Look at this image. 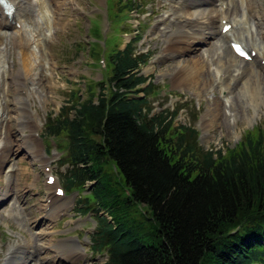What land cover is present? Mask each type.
Masks as SVG:
<instances>
[{
	"label": "trees",
	"instance_id": "trees-1",
	"mask_svg": "<svg viewBox=\"0 0 264 264\" xmlns=\"http://www.w3.org/2000/svg\"><path fill=\"white\" fill-rule=\"evenodd\" d=\"M120 4L137 10L134 0ZM118 46L104 55V79L70 94L73 104L46 131L67 139L65 188L92 183L77 206L95 213L90 249L107 255L97 264H264V132L253 129L226 152L205 149L195 125H176L181 108L151 115L153 84L140 73L148 56L133 41Z\"/></svg>",
	"mask_w": 264,
	"mask_h": 264
},
{
	"label": "rangeland",
	"instance_id": "rangeland-1",
	"mask_svg": "<svg viewBox=\"0 0 264 264\" xmlns=\"http://www.w3.org/2000/svg\"><path fill=\"white\" fill-rule=\"evenodd\" d=\"M120 1L111 0V9L108 10L112 18L116 16V33L113 32L115 23L107 15L108 0H57L56 4H51V9L58 11L55 22L50 26L47 44L44 43L45 52L41 51V54L48 55V70L34 65V70L28 69L27 62L32 61L25 59L27 53L12 41L10 35L13 30L5 31L7 39L3 45L0 43V118L3 121L0 123V136L4 135L0 137V148L6 140L7 126L15 140H21L25 134H33L27 126L20 129L23 126L19 123L20 116L34 111L41 119L38 129H41L40 137H43L45 128L41 124L45 122L47 115L55 116L60 107L72 104L74 100L70 101V94L84 96L89 81L104 79L106 61L103 62L102 59L111 46H118L114 45V37L111 38L113 33L118 36L116 42L120 44V48L135 36L141 35L139 40L133 42L136 43L137 50L151 55L147 64L141 67V73L155 85L154 94L148 98L153 107L151 115L165 109L181 108L175 119L176 125H195L199 130V141L205 149H222L224 152L227 148H234L253 129L261 128L264 132V69L254 62L236 60L230 71H225L231 59L218 34L219 20L216 23L217 34L212 37L206 34L207 42H194L192 39L193 46L190 50L172 51L167 48L169 40H175L176 33L185 27L181 19L179 22L173 20L172 10L177 5L176 0H134L137 10L133 9L132 12L122 7ZM120 8L123 10L120 11ZM250 19L253 23L257 22L255 16H250ZM260 19V26H235L243 34L246 45L254 43L256 45L252 46L264 53V17ZM254 26H257L256 29ZM193 29L198 35L201 31L206 32L200 27ZM231 36L237 41L235 36ZM226 44L228 45L227 42ZM180 45L185 46L186 42H181ZM212 45L218 48H212ZM89 46L98 48L99 52L95 57L90 55ZM196 58L203 61L202 69H197L193 64L192 61ZM188 61L195 66L189 71V76L193 79L187 76L185 79L190 81L179 83L177 77L180 67ZM23 66L26 71L28 69L27 79ZM241 69L248 71L243 79L238 77ZM40 70H44V74ZM33 81L39 82L40 86L29 84ZM24 88H28L32 94ZM26 94L29 97L22 99ZM3 110L9 115L8 125L4 121ZM45 146L50 145L45 141ZM20 147H14L0 175V185L5 187L3 190L0 188V193L9 191L10 194L0 200V264L4 261L6 264L10 258H6L8 249L17 241H23V248L20 250L26 251L22 256L17 255L13 264H21V257L26 253L30 256L29 259L28 256L25 257L27 264H32L34 259H38L35 264H95L105 261V253L94 254L89 248L90 235L97 225L95 213H84L80 209L82 206H77L81 195H90L92 183L87 182L84 190L65 189L68 195L57 198L49 207L46 199L49 195L53 196V190L50 185H46V177L49 174L55 176L56 173V185H62L63 175L69 166L60 163L59 152L52 151L51 155H47V162H43L41 156L31 157L22 145ZM45 164L49 165V171L44 169ZM16 169L18 177L10 182L11 172ZM104 173L115 181V190L122 198L126 190L119 185L114 169L106 164ZM49 210L51 213L47 214ZM99 212V215L111 219L107 210L102 208ZM77 248H80L81 254ZM13 253L14 250L12 255Z\"/></svg>",
	"mask_w": 264,
	"mask_h": 264
},
{
	"label": "bare ground",
	"instance_id": "bare-ground-1",
	"mask_svg": "<svg viewBox=\"0 0 264 264\" xmlns=\"http://www.w3.org/2000/svg\"><path fill=\"white\" fill-rule=\"evenodd\" d=\"M7 1L13 7V11L9 16H7L5 14L3 7L0 5V42L3 41V38H4V34H3L4 32L1 30L2 29L5 30V28L11 26V23H14V21H16L17 23L20 24V26L18 29L16 28L15 31H13L14 37H15V44L20 46V48L23 51L28 48V55L25 56V59H27L28 61H30L32 59L35 63V66H37L39 64V62L36 61L37 53L34 52L30 46H31V44L36 46V49H38V52H41V50H42V46H43L42 43H43V39L45 38V34L43 33L42 25L38 21L37 16L44 17L46 24H48L49 19H48L47 14L49 13V9L45 3V0H37L36 2H31L29 0H7ZM50 1L54 4L57 3V0H50ZM176 4L177 5L174 6V8L172 10L174 12L173 17L177 21H180V19H181V21H183L185 27L184 28L179 27L180 31L176 33L177 34L176 39L175 40H169L168 45H167V48L169 50H172V51H188L193 46L192 45V42H193L192 39H194V42L196 40L207 42L206 34L210 35L212 37L215 34H217V32H218V29L216 27L217 20H219L220 22H223V20H227L226 21L227 23H230L233 25L227 33H224L222 30L224 25H220V32H218V34L221 38V41H223V47L225 48V51L228 53V55L230 56V59H231L229 61V66L227 68L225 67V71H230V68L234 65V62L236 60L244 61V59H242L237 54H235L232 46H230L229 44L228 45L226 44V42L231 43L232 41H236V40H233L231 35L235 36V38L237 40H243V34L236 29L235 24L236 25L244 24L245 26L258 24L260 26V24H261L260 18L264 17V3L262 2V0H192V1L176 0ZM250 16H255V19L257 20V22L253 23V21L250 19ZM250 20H251V23H250ZM27 23L30 24V30L24 29V27L26 26ZM183 23H181V24H183ZM195 27H200L202 30H206V32L201 31V33L198 35L194 32L193 28H195ZM254 27L256 29L257 26H254ZM218 28H219V26H218ZM252 28H253V26H252ZM184 29H186V30H184ZM246 30L249 32V30H251V28L249 30L248 29H246ZM181 42H186V45L181 46L180 45ZM1 45H3V44H1ZM220 46H222V45H219V47ZM211 47L216 48L217 46L214 47V45H212ZM252 48L254 50H256V56L253 58V62L260 63V67L263 68V66H262L263 64L260 61L264 60V53L261 52L257 47H252ZM40 56H41L40 60L42 63L48 62V60L42 54H40ZM192 62L196 66L197 69H202L204 66V63L200 58H196ZM23 65H25V64H23ZM46 65H48V63H46ZM194 65H192L190 61H188L187 63L184 62L181 65V67H180L181 71H180L179 76L177 77L179 80L178 81L179 83L190 81L189 79H185V78L187 76L190 77L189 71L195 68ZM40 66L43 67L41 64H40ZM221 67L224 68L222 64H221ZM27 68L32 70L33 69V62H31V63L27 62ZM28 69L26 71L24 69V66H23V70H24L23 73L26 74L25 79H27V77H28ZM40 71H41V74H44V72H43L44 70L43 71L40 70ZM239 74H241V75L238 77L240 79H243V77L248 74V71L246 69H241V72H239ZM49 75L50 74H47V76H49ZM20 79H22V78H20ZM191 79H193V78H191ZM26 82H27V80H26ZM33 82H31V84H36V85L40 86L39 82H35V81H33ZM28 97L29 96H27V94H26V96H24V98H22V99L25 100V98H28ZM256 97H258V96H256ZM27 101H25V102H27ZM21 104H22V102H21ZM23 105H24V102H23ZM3 112H4L3 113L4 121H7L6 125H8L9 115H7V113L4 110H3ZM9 114H10V112H9ZM23 117H24V119H23ZM18 119H19L20 125H23L20 127V129H25L27 126L29 128V130L33 131V134H31V135L25 134V135H23L21 140H15L12 138L11 134L9 133L8 126L6 127V134H5L6 140H5V142L3 141L2 147L0 148V171H1L5 161L8 160L9 156L11 155V152L13 151L14 147L15 148H21L20 146L22 145L23 148L27 150V153L32 155V157H34V158H37L42 154L40 139H39V137L36 136L37 135L36 133H38L40 131V129H38V122H40L41 119L38 116L34 117L32 114H27V115L25 114L24 116H20ZM0 137L2 138V136H0ZM17 170L18 169H16V174H17ZM10 182H13V180H10ZM55 184L56 183H53V185H55ZM55 189H56V186H54L53 193H54ZM8 195H9V191H6V192L0 194V199H4ZM54 196L55 195H53L52 197L50 195L48 196V198H50V200H51L49 205H48L49 207H51L52 204H54L56 202V199L58 198V197H56V196L54 197ZM46 213L50 214L51 210L47 211ZM22 248H23L22 246H19V245L16 246L13 254L18 253V251ZM63 254H65V253H63ZM29 258H30V256H28V259ZM12 261H13V258H12V256H10V258L8 259L6 264H13Z\"/></svg>",
	"mask_w": 264,
	"mask_h": 264
}]
</instances>
